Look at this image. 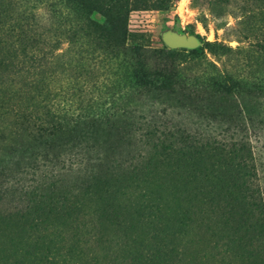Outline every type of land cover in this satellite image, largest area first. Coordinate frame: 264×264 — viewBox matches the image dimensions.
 Here are the masks:
<instances>
[{
  "label": "trees",
  "instance_id": "obj_1",
  "mask_svg": "<svg viewBox=\"0 0 264 264\" xmlns=\"http://www.w3.org/2000/svg\"><path fill=\"white\" fill-rule=\"evenodd\" d=\"M174 1L0 0V264H264V33L205 42L233 63L194 71L186 49L128 42L132 11ZM212 3L245 37L264 24V0ZM230 95L222 141L164 121L179 108L211 123ZM166 209L185 238L161 230Z\"/></svg>",
  "mask_w": 264,
  "mask_h": 264
},
{
  "label": "rangeland",
  "instance_id": "obj_2",
  "mask_svg": "<svg viewBox=\"0 0 264 264\" xmlns=\"http://www.w3.org/2000/svg\"><path fill=\"white\" fill-rule=\"evenodd\" d=\"M213 1L214 0H183L182 9H180L181 0H175L172 3L171 8L167 11L134 10L129 15V28L131 36L128 42L138 43L142 46H165L168 48L162 41L161 34L166 30H172L177 33L195 36L201 42V45L195 48L200 52L198 57L189 54L186 50L179 59L182 64L188 67V69L194 71L198 68H202L208 61L216 64L217 66H220V62L225 61L229 66L233 63V59L226 60L225 55H223L222 51L218 48H215L216 50L214 53L206 48H203L204 43L212 42L214 44L231 47L232 49H248L251 47L253 42L262 38V33H264V24L260 26L259 31H254V35L251 32L247 33V31H245L244 33L247 34V37H245L240 33V29H243V25L237 24V22L241 19L240 14H235L229 9L220 11L217 6H214L212 3ZM249 9L250 8L247 7V11H249ZM62 47H65V44H63ZM256 61L257 64L253 65L254 68H257L254 74H256L258 78H263L264 56H261ZM239 96L240 98H244V95ZM238 100L239 97H237V95L223 96L221 98L213 97L212 106L214 111L212 113L206 111L209 118L212 120L211 123L206 122L205 120H198L197 118H193L194 122H192V117L188 116L179 108H175L173 110L170 109L168 111V116H164L163 118L166 119L164 121H171V123L175 122L184 126L187 130H189V132H206L209 134V137L222 141L227 134H230V132L224 131L223 127H214V123L220 125L219 119L221 118V116L217 115L216 112H222L226 118L232 117L235 110L238 108H236V102ZM257 100H259L261 104L264 102V99L262 98ZM251 144L253 145L254 150H256V148L258 149L260 146V142L256 141V137H252ZM210 156L211 162L215 159L224 162L223 159L216 155ZM233 175H235L234 168L224 175L222 178L223 181L221 182V185L225 186L224 188L232 182L233 179L231 178ZM174 180L177 182V177H175ZM174 197H177V194L171 193V197H169L170 199L166 202L167 204H165V206L171 207L172 205L170 200L172 201ZM165 199L166 195H163L161 199L162 202ZM174 203L176 205L181 204L182 202H180L178 198H175ZM162 214H164V216L161 220L162 224L159 226L163 227L161 229L162 231L167 229V231L171 234V237L174 238L173 241L183 239L187 236L182 229L177 226L176 221L179 215H176L177 213L174 212V210L171 212L169 209H166ZM125 229L127 230L128 228ZM138 229H140V232H143L140 234H142L143 237H146V233L150 230V227L144 229V226L139 225ZM150 231L151 234L154 233L153 229ZM118 233H121V235H123V239H125L124 232L122 230Z\"/></svg>",
  "mask_w": 264,
  "mask_h": 264
},
{
  "label": "water",
  "instance_id": "obj_3",
  "mask_svg": "<svg viewBox=\"0 0 264 264\" xmlns=\"http://www.w3.org/2000/svg\"><path fill=\"white\" fill-rule=\"evenodd\" d=\"M161 39L169 49L191 50L201 45L197 37L184 33H177L172 30L162 32Z\"/></svg>",
  "mask_w": 264,
  "mask_h": 264
},
{
  "label": "bare ground",
  "instance_id": "obj_4",
  "mask_svg": "<svg viewBox=\"0 0 264 264\" xmlns=\"http://www.w3.org/2000/svg\"><path fill=\"white\" fill-rule=\"evenodd\" d=\"M182 5H183V0H181V7H180V9H182ZM180 9H179V10H180Z\"/></svg>",
  "mask_w": 264,
  "mask_h": 264
}]
</instances>
